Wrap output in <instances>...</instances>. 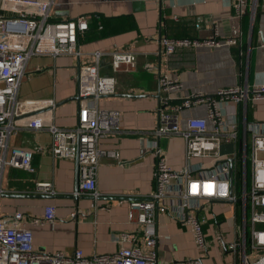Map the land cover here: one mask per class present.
Listing matches in <instances>:
<instances>
[{"label": "crops", "instance_id": "1", "mask_svg": "<svg viewBox=\"0 0 264 264\" xmlns=\"http://www.w3.org/2000/svg\"><path fill=\"white\" fill-rule=\"evenodd\" d=\"M235 1L54 0L53 18L89 16V23L98 24L96 31L103 34L96 38L91 32L88 36L89 29L80 36V57L60 56L55 61L33 57L30 60L18 98L52 100L54 106L35 113L45 122H54L61 127L77 125L79 111L76 101L57 104L77 94L79 67L94 61L93 52L132 50L138 55L133 67L124 65L117 70L112 68L110 58L101 61L102 72L115 76L116 93L121 94L99 100L101 107L121 112V131L102 139L101 145L117 150L121 157L101 160L98 200L75 198L76 160L53 156L50 133L25 125L33 113L19 117L20 128L10 135L9 149L21 146L32 150L34 171L4 167L0 215L8 217L17 211L24 213L33 231L36 249L72 254L79 248L86 255L103 254L120 248L114 239L119 232H135L139 239L143 238V226L130 221L129 212L133 201L147 198L156 190L157 149L174 169H182L186 163L184 138L156 137L154 133L160 120L157 114L162 95L160 77L166 74L177 78L182 82L181 92L185 95L198 92L214 95L220 88L264 82V0H247L243 13L237 12ZM123 16L132 18L130 27L119 28L113 33L107 29L110 24L102 22L108 17ZM162 37H215L224 44L182 48L169 56L161 44ZM227 39L236 42L227 43ZM179 103L178 99L172 100V104ZM229 110L236 120L264 123V100L236 103ZM207 112L206 105H198L182 108L177 114L180 125L185 127L188 118L207 117ZM38 181L52 182L54 193L38 192ZM158 204L154 229L159 234L157 249L161 262L204 256L191 227L182 225L170 215L173 201L161 200ZM49 205L56 208L55 219L33 224L31 220L41 218ZM204 209L211 224L217 219L216 227L227 230L231 217L228 205L210 202ZM236 210L241 214L239 205ZM204 230L208 234L206 226ZM209 256L206 264L232 262V255L220 246L210 249Z\"/></svg>", "mask_w": 264, "mask_h": 264}, {"label": "built area", "instance_id": "2", "mask_svg": "<svg viewBox=\"0 0 264 264\" xmlns=\"http://www.w3.org/2000/svg\"><path fill=\"white\" fill-rule=\"evenodd\" d=\"M53 4L54 0H0V195L5 166L34 171L32 150L21 146L9 149L10 135L20 128L19 117L54 106L52 100L18 98L30 60L44 57L55 61L60 56L82 55L79 37L89 28L90 17L55 19L51 14ZM246 4L247 0H236L237 12L243 13ZM226 42L236 41L227 39ZM161 44L165 53L172 56L182 48L217 47L224 42L215 37H162ZM137 55L132 50L96 51L94 61L79 67L78 87L82 99L76 126L61 127L35 114L25 121L30 129L50 133L53 156L78 158L76 194L80 196L98 200L101 160L121 157L117 150L101 145L102 139L121 131V112L99 105L101 98L117 92L115 76L102 72L101 61L110 58L112 68L117 70L124 65L133 67ZM159 80L162 95L157 114L160 120L154 133L156 137L184 138L186 163L182 169H174L157 149L156 190L147 198L133 201L129 212V220L143 226V238L139 239L135 232H119L114 239L121 246L111 253L86 255L79 248L72 254L41 251L35 248L33 231L24 213L17 211L8 217L0 215V264H206L210 249L215 246L232 255L231 264H264V123L236 120L229 110L236 103L264 100V82L220 88L214 95L200 92L185 95L177 78L164 74ZM174 99L180 103L172 104ZM198 105L208 107L207 117H190L182 127L177 111ZM228 113L231 116L225 117ZM36 187L40 193H54L52 182L38 181ZM170 199L173 207L169 214L182 225L191 227L204 256L161 262L157 249L159 234L154 222L158 202ZM214 200L231 209L227 230L216 227L217 219L210 224L204 214L205 206ZM236 205L240 206L241 214ZM55 217L56 208L49 205L41 218L31 222L44 224ZM207 225L208 234L204 230Z\"/></svg>", "mask_w": 264, "mask_h": 264}, {"label": "trees", "instance_id": "3", "mask_svg": "<svg viewBox=\"0 0 264 264\" xmlns=\"http://www.w3.org/2000/svg\"><path fill=\"white\" fill-rule=\"evenodd\" d=\"M94 21H95V23H97L96 20H94ZM103 21H104V24L105 25L106 24H110L107 29H108V31H110L111 33H113L115 31H117L119 28H123V29L129 28L130 27L129 24H130V22H132V18L130 16H123V17H119V18L108 17V18L102 20V22ZM91 24L92 23L90 22L89 25H90L91 28L89 27L85 32H87L90 29L89 30L90 32L89 31L87 32L88 36L90 35L89 33L92 32L91 33L92 34V37L99 38L100 35H102L103 33L96 31L98 24H96V26H94V24H92V25ZM247 116H248V114H247ZM208 227L209 226L207 225L206 226V230H207Z\"/></svg>", "mask_w": 264, "mask_h": 264}, {"label": "water", "instance_id": "4", "mask_svg": "<svg viewBox=\"0 0 264 264\" xmlns=\"http://www.w3.org/2000/svg\"><path fill=\"white\" fill-rule=\"evenodd\" d=\"M121 94H118V93H115V94H113V95H109V96H120ZM81 96H80V94H79V87H78V92H77V94L75 95V96H72L71 98H67V99H65V100H63V101H61V102H58V104H57V106H59V105H62V104H64V103H66V102H69V101H76V103H77V105H78V111L80 110V103H81ZM43 110V109H42ZM36 112H38V111H36ZM36 112H33V114H35ZM79 113V112H78ZM32 114V113H31ZM76 160V164H77V185H76V187H75V192H74V196H75V198H78L80 195H78V194H76L77 193V191H78V184H79V160H78V158H76L75 159ZM81 197H89V198H93L92 196H81ZM214 202H218L217 200H214ZM219 202H221V201H219Z\"/></svg>", "mask_w": 264, "mask_h": 264}]
</instances>
